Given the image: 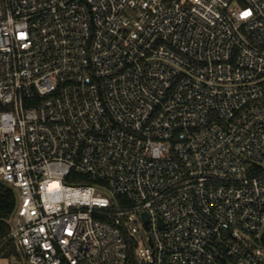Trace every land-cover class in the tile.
<instances>
[{
  "label": "built area",
  "instance_id": "2783aa9c",
  "mask_svg": "<svg viewBox=\"0 0 264 264\" xmlns=\"http://www.w3.org/2000/svg\"><path fill=\"white\" fill-rule=\"evenodd\" d=\"M5 194L17 264H264V0H0Z\"/></svg>",
  "mask_w": 264,
  "mask_h": 264
},
{
  "label": "trees",
  "instance_id": "16d2710c",
  "mask_svg": "<svg viewBox=\"0 0 264 264\" xmlns=\"http://www.w3.org/2000/svg\"><path fill=\"white\" fill-rule=\"evenodd\" d=\"M15 204V198L11 194H5L0 197V254L2 259H7L12 256H17L15 250L9 243H3L9 233V225L7 223ZM128 243L127 258L125 264H134V249L132 242Z\"/></svg>",
  "mask_w": 264,
  "mask_h": 264
},
{
  "label": "rangeland",
  "instance_id": "374dc122",
  "mask_svg": "<svg viewBox=\"0 0 264 264\" xmlns=\"http://www.w3.org/2000/svg\"><path fill=\"white\" fill-rule=\"evenodd\" d=\"M130 227L131 228L135 227L137 229V232L133 233V237L136 241V252L139 254L144 249L148 248L147 239H146V227L142 226L139 223L137 224V226H134V224L131 223ZM246 239L249 245L256 248V245L249 237H246ZM262 252L264 253V251ZM262 261L264 263V257L262 258ZM0 264H17V263L6 259H0Z\"/></svg>",
  "mask_w": 264,
  "mask_h": 264
},
{
  "label": "water",
  "instance_id": "95a60500",
  "mask_svg": "<svg viewBox=\"0 0 264 264\" xmlns=\"http://www.w3.org/2000/svg\"><path fill=\"white\" fill-rule=\"evenodd\" d=\"M142 216H143L144 221L147 222L148 221L147 216L145 214H142Z\"/></svg>",
  "mask_w": 264,
  "mask_h": 264
}]
</instances>
